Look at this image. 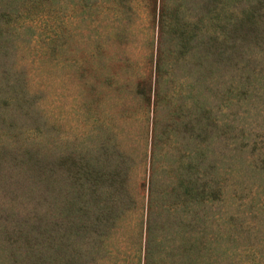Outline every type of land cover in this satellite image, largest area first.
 I'll use <instances>...</instances> for the list:
<instances>
[{"label":"rangeland","instance_id":"374dc122","mask_svg":"<svg viewBox=\"0 0 264 264\" xmlns=\"http://www.w3.org/2000/svg\"><path fill=\"white\" fill-rule=\"evenodd\" d=\"M118 1L101 0L98 7L86 0H59L57 6L53 0L34 1L15 22L8 51L0 57V264H35L31 244L42 236L45 264L144 262L154 112L152 89L145 102L134 85L148 67L149 40L155 53L158 5L151 9L149 0H132L134 14L119 23ZM205 2L186 0L192 21L203 18L204 30L213 32L217 19L208 16L217 9L224 34L232 27L238 35L228 33L216 48L196 49L186 65H176L175 76L186 88L180 94L192 117L199 110L192 106L195 98L218 125L208 132L206 155L219 176L225 164L221 127L237 142L264 140V84L257 71L264 68V0H207V14ZM51 31L59 33L54 46L59 50L38 55L34 49L44 46L39 42ZM169 85L161 83L159 93L169 95L178 87ZM139 86L147 90L145 83ZM166 106L162 101L157 108L160 132L169 115ZM169 136L168 173L176 166L174 157L192 145L190 137ZM232 161L235 186L251 189L241 157ZM163 175L153 171V190H159ZM230 191L225 201L205 210L201 225L196 222L203 227L195 237L204 249L201 256H181L187 219L162 222L155 215L147 264H248L254 238L242 213L249 205Z\"/></svg>","mask_w":264,"mask_h":264},{"label":"trees","instance_id":"16d2710c","mask_svg":"<svg viewBox=\"0 0 264 264\" xmlns=\"http://www.w3.org/2000/svg\"><path fill=\"white\" fill-rule=\"evenodd\" d=\"M3 1L0 6V57H4L8 51V42L12 38L16 25L15 22L21 19L23 13L29 10L31 2L45 0H26L20 9L13 8L19 0H0ZM57 6L59 0H53ZM108 0H105L107 2ZM101 0H86L87 5L99 6ZM158 5V16L155 20V53H152V40H149L146 49L149 48L146 54L147 69L141 76L137 77L135 89L141 88L142 94L146 96L145 102L150 100V89H152V109L154 118L150 127V150L148 157V175L146 183V199H145V238L146 252L144 253V262L147 264L151 258L152 252L149 251L151 242V226L155 215L159 216V221L172 219L176 222L182 218L187 219V227L181 231L182 237H188L184 240L181 247V256L185 254L200 255L204 250L196 242L198 230L201 234L203 227L200 226L205 218V210L212 207L216 202H223L226 199V193L231 190L241 200H244L249 205L242 213L243 219L246 221L244 227H250L254 238V249L251 250L248 264H264V140L249 143L247 141L237 142L231 138V132L221 127L225 142L222 149L225 152V164L221 170V175L216 176L215 162L209 160L206 154L210 151L209 138L211 131L217 129L216 121L208 117V113L204 107H199L195 98H192L191 103L197 113L193 116L188 110V106L183 104V97L180 94L181 89H186L185 86L177 83L176 65H186L198 48L202 51L208 50V46L212 44L216 48V44L222 45L227 37L230 38L232 32L238 35V31H234L229 27L228 33L223 32L222 25L218 23L217 9L208 16V20L217 19V25L213 32H208L203 18L192 21L189 14V7L183 0H149L151 9H154L155 3ZM118 10L116 9L115 18L119 23H122L127 17L126 15L134 14V5L132 0H119ZM214 6L210 12L214 10ZM185 10V13H184ZM202 10L207 14L208 2L206 0L202 5ZM152 15V11L147 13ZM146 14V15H147ZM137 16V13H136ZM207 16V15H206ZM129 20V19H128ZM131 20L128 23V28L134 27ZM2 23V25H1ZM198 25L201 32H198ZM125 27V24L123 25ZM27 28H31L25 25ZM224 28V24H223ZM237 30V29H236ZM42 32V31H40ZM36 33H33V35ZM59 39L58 32L45 33L43 42H39L44 46L38 47L36 53L38 55L49 56L53 55L54 50H59V47L54 49L56 41ZM226 39V40H225ZM46 43V45H45ZM38 44V46H40ZM209 44V45H208ZM219 49L220 47L217 46ZM57 53L55 52L56 56ZM264 66V65H263ZM260 79L259 85L264 84V68L257 69ZM2 73H7L6 69H2ZM151 80V81H150ZM176 82L174 89L171 87ZM145 83L147 90L144 91V86H139ZM152 83V84H151ZM170 83L169 88H172L169 95L159 93L160 84ZM7 84V83H6ZM162 101H165L169 108L167 122L163 125L157 124V108ZM203 119V121H202ZM180 125V126H179ZM210 134L208 135L209 130ZM173 134V141L176 138H192V145L185 152H181L174 157L175 168L168 173L165 157L169 154L170 136ZM229 132V133H228ZM164 134L165 137L160 135ZM211 144V143H210ZM246 151L248 153H246ZM250 151V152H249ZM245 154V155H243ZM160 155L161 161L156 163V157ZM241 157V162L245 165L247 172L245 174L246 181L249 187H236L233 183L232 175V159L233 157ZM160 170L164 175L160 179L159 190H153V171ZM224 197V199H223ZM243 212V211H242ZM238 215V212H237ZM199 222L200 225H196ZM161 225L159 226V228ZM158 228V229H159ZM248 229V228H247ZM249 230V229H248ZM43 236L40 241L32 245V259L35 264H45V248ZM31 248V247H30ZM30 248L27 252L30 255ZM201 250V251H200ZM200 251V253H198ZM162 252L165 254V251ZM179 257V254L176 252ZM198 262V264H200ZM164 264V263H163ZM169 264V263H167Z\"/></svg>","mask_w":264,"mask_h":264}]
</instances>
